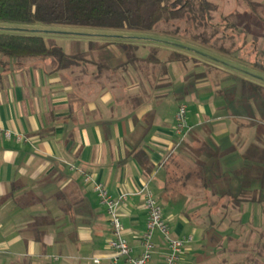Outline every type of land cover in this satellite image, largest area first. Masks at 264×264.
I'll return each instance as SVG.
<instances>
[{"label":"crops","instance_id":"0c3cea01","mask_svg":"<svg viewBox=\"0 0 264 264\" xmlns=\"http://www.w3.org/2000/svg\"><path fill=\"white\" fill-rule=\"evenodd\" d=\"M248 1L261 12L248 13L253 50L245 63L259 69L264 79V0ZM107 53L113 66L123 60L117 49ZM48 64L0 65V264H95V259L100 264H128L125 258L114 260L106 207L84 181V173L104 183L115 198L131 194L120 213L134 256L142 253L147 230V212L137 193L147 187L162 205L173 236L193 237L180 264H220L218 250L225 231L221 226L235 229L238 224L215 216L218 225L207 235L198 215L208 208L186 190L166 191V165L173 156L192 162L197 139L226 151L243 138L220 163L235 190V172L248 163L243 156L259 137L254 130L264 126L262 115L255 129L246 124L239 129L238 122L250 123L257 115L246 100L244 109L237 111L242 98L240 89L235 91L238 81L216 85L208 78L195 79L193 72L186 74L191 62L182 71L168 61L169 76L162 82L170 85L152 92L144 84L149 93L142 94L133 70L121 71L125 81L113 86L106 77H93V69L78 78L81 73L76 70L51 73ZM168 90L177 101L171 113L162 111L161 104ZM182 104L192 128L183 140L175 132V115ZM260 111L259 116L264 108ZM5 131L13 134L11 139ZM231 193L239 197L240 189ZM243 202L240 209L229 206L224 211L241 213L264 204ZM154 242L151 264H166L167 245L159 232Z\"/></svg>","mask_w":264,"mask_h":264},{"label":"trees","instance_id":"16d2710c","mask_svg":"<svg viewBox=\"0 0 264 264\" xmlns=\"http://www.w3.org/2000/svg\"><path fill=\"white\" fill-rule=\"evenodd\" d=\"M216 8L211 0H0V65L22 67L48 61L51 73L68 71L70 74L76 70L81 73L78 78L88 73L91 66L93 77H106L113 86L120 80L125 81L121 71L133 70L141 81L139 92L148 94L145 85L152 92L170 85L162 82V78L169 76L168 61L177 63L182 71L191 62L192 67L186 74L193 72L195 79L208 78L216 85L238 81L235 91L240 89L241 101L252 102L259 112L264 108V79L256 63L252 65L256 69H250L246 63H235L239 50L219 46L220 26L213 23L211 15ZM224 22L228 23L227 17ZM227 26L238 29L237 23ZM52 27L95 34L46 30ZM52 34L66 37L70 49L46 38ZM109 48L117 49L123 56L116 66L107 57ZM143 49L146 55L140 56ZM197 69L203 71L197 73ZM262 115L264 112L259 119L255 116L254 119L261 120ZM245 124L257 126L240 121L239 129ZM242 143L243 138L223 151L214 150L204 140L197 139L191 149L192 162L173 156L166 165V191L186 190L192 194V200L208 208L198 215L207 235L218 225L214 217L222 220L230 202L242 207L231 193V180L221 172L220 164ZM243 158L248 163L235 172L239 198L260 203L264 188L262 136L249 146ZM207 160L213 163L209 166ZM243 219L242 216L235 229L225 226L222 236L226 241L221 242L218 250L219 256L238 254L243 255V260L231 263L225 257L220 258V264H264V229L255 230L253 223ZM248 228L251 230L245 239L244 230ZM232 242L235 248L231 247Z\"/></svg>","mask_w":264,"mask_h":264},{"label":"built area","instance_id":"2783aa9c","mask_svg":"<svg viewBox=\"0 0 264 264\" xmlns=\"http://www.w3.org/2000/svg\"><path fill=\"white\" fill-rule=\"evenodd\" d=\"M192 128L187 117V106L182 104L178 107L175 115V132L182 140L190 134ZM3 135L11 139L13 134L5 131ZM21 139V135H17ZM84 181L92 186L100 203L106 207L109 225L111 228V238L108 247L114 253V260L125 258L128 264H151L155 250L154 236L159 232L167 245L166 264H180L182 255L186 247L193 242L191 235L174 237L165 219L164 210L156 196L147 188L138 191V195L143 198L144 208L147 212V230L142 237V253L134 256V249L125 235V227L121 221L120 209L128 200L131 194L123 193L119 197H113L106 185L95 181L89 173H84ZM95 264H100L99 259L94 260Z\"/></svg>","mask_w":264,"mask_h":264},{"label":"rangeland","instance_id":"374dc122","mask_svg":"<svg viewBox=\"0 0 264 264\" xmlns=\"http://www.w3.org/2000/svg\"><path fill=\"white\" fill-rule=\"evenodd\" d=\"M211 2L216 5V10L212 12V17H213V23L219 25L220 27V33L218 35V43L219 46H224L226 48H231V49H235V50H239L237 52V59L235 61V63L237 62L238 64H245V62L247 63V61H250L249 59L251 58V53L253 50V47L251 46L252 44V34H251V23L252 20L248 17V13H252L253 11L256 14H259L261 12L260 7H254L252 6V4L248 1V0H211ZM228 18V23L232 24H236L238 26L237 30H234V28L227 26L228 23L224 22L225 18ZM242 26V28H244L245 30H240L239 26ZM47 31H68L71 33H89V34H95L94 32H89V31H81V30H67L64 27L62 28H57V27H52V28H48L46 29ZM97 32V31H96ZM246 34H248L249 37H246ZM104 35V34H102ZM223 37H226L223 39ZM46 38L48 39H53L56 40L57 44L66 48L67 50L70 48V43L69 40L66 39V37L64 36H59V35H46ZM223 39V40H220ZM246 43V44H245ZM246 45V47H245ZM109 58H111V54H108ZM3 59V58H1ZM5 60V59H4ZM13 65H11L10 67H12ZM15 66V65H14ZM9 66H5L3 68H7ZM17 67V65H16ZM89 70H92V67L89 66L88 67V72ZM94 71V70H93ZM253 73V72H252ZM167 94L161 104H162V111L166 112H173L174 108L177 106V101L175 100L172 91L168 90ZM171 105V107H170ZM237 105V111H242L243 108V101L241 102L240 100L238 101V103H236ZM253 110L255 111V114L257 115L256 117L259 119L260 116L258 114V111L256 110V107H254V105L251 103ZM257 111V112H256ZM259 120H256L253 118V120H249V122L252 123H256L258 124ZM254 129L256 127H253ZM264 128V126H263ZM262 127L256 128V130H254V132H256L259 136H262V138L264 139V131H263ZM258 131V132H257ZM263 131V132H262ZM251 132V131H250ZM205 160V159H204ZM208 165L210 166L213 162L212 160H207ZM232 190L231 191H236L239 189V187H236L235 190H233V186H232V181H231V186ZM227 190V189H226ZM237 192H235L236 194ZM263 194H264V190H263ZM236 200L238 202H240L243 205V199L236 197ZM248 201V200H247ZM261 203H264V195L262 197ZM230 207H235L236 209H240L237 207V205H234V202H230ZM241 211V210H240ZM242 214V215H241ZM243 216V220L244 222H251L253 223L254 229H264V209L261 206H257V205H251L248 206L244 209H242L241 213H229L227 212L224 215V219H226L228 222H231L234 219V223H238V221L240 220V218H242ZM232 223V222H231ZM236 224H233V226L235 227ZM251 229H253L250 226ZM250 228H248V230H244L245 231V239L248 236V232L249 230H251ZM221 231H224L225 228L224 226H221ZM253 229V230H254ZM254 230V231H255ZM253 235V234H252ZM211 236V235H209ZM225 238L221 237V242L223 243ZM245 241V240H244ZM250 241H253V237L250 239ZM231 247L235 248V243L232 242ZM227 257L229 262L234 263V262H238V261H242L243 260V255H232L231 257L227 255V253L220 254V258L223 259Z\"/></svg>","mask_w":264,"mask_h":264}]
</instances>
